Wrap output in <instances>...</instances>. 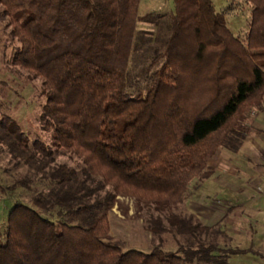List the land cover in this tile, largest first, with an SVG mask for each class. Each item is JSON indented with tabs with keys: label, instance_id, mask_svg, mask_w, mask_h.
I'll return each instance as SVG.
<instances>
[{
	"label": "trees",
	"instance_id": "16d2710c",
	"mask_svg": "<svg viewBox=\"0 0 264 264\" xmlns=\"http://www.w3.org/2000/svg\"><path fill=\"white\" fill-rule=\"evenodd\" d=\"M139 1L0 0L16 41L10 63L40 79L49 132L48 141L30 140L0 116V146L29 169L0 180V192L29 190L37 173L48 186L28 202L15 193L0 264H226L239 252L194 214L178 216L191 180L213 174L209 160L221 149L237 152L251 110H264V0H245L243 38L212 0H177L142 69L146 85L129 93L135 26L146 19ZM60 151L79 158L81 171L54 163ZM119 196L143 211L148 232L178 233V246L145 252L112 242L108 212Z\"/></svg>",
	"mask_w": 264,
	"mask_h": 264
},
{
	"label": "rangeland",
	"instance_id": "374dc122",
	"mask_svg": "<svg viewBox=\"0 0 264 264\" xmlns=\"http://www.w3.org/2000/svg\"><path fill=\"white\" fill-rule=\"evenodd\" d=\"M176 1H139L138 14L146 16V19L139 20L135 26L134 44L129 61L130 86L127 88L129 93L138 88L143 89L146 85L141 75L142 69L146 66V60L152 55L153 50L160 47L167 36L168 18L170 14L175 12ZM212 2L215 10L224 16L226 25L232 33L243 38L248 29L250 4L245 0H212ZM6 23L7 19L0 14V116L5 114L16 121L30 140L39 138L48 141L49 132L44 129L40 117L45 101L41 81L38 77H32L27 71L10 63L9 59L16 41L9 35V27ZM258 135L264 139V134ZM222 151L225 150L221 149L220 152ZM245 152L250 158V164L254 165L255 162H259L254 155ZM54 163H64L78 169L79 172L83 168L79 158L62 151L55 155ZM27 170L29 169L23 164L14 166L13 161L12 163L9 161V154L6 149L0 146V180H3L4 184H8L13 179L24 177L28 173ZM40 175L41 173H37L36 178L29 183V190L18 187L15 193H21L19 197L28 202L32 193L40 189L45 191L48 186L42 185L39 179L41 178ZM239 177V175L230 176L215 173L201 181L197 178L192 179L185 191V200L180 205L178 217L183 218L192 213L202 223L217 230L218 225L207 224L209 222H206V214L203 213L199 216L197 213H193L189 209V204L192 200L201 201L204 205L214 206L218 211L223 212L228 207L227 202L235 200L233 198L234 193H230L227 189L231 185L240 184L241 179ZM3 193L0 192V232L6 225L8 210L15 200L20 199L15 193ZM143 218V211H135L131 198L116 197V202L108 212L110 240L120 243L123 249L134 248L145 252L151 250L158 243L165 250H174L178 246V233L166 231L159 237L144 228ZM162 223L168 224L165 220ZM228 226L229 224H226L227 228ZM232 236L240 238L243 235L239 231L233 232ZM218 242L220 243V241ZM228 258H226V264H259L261 262L259 257L250 254L234 255Z\"/></svg>",
	"mask_w": 264,
	"mask_h": 264
},
{
	"label": "crops",
	"instance_id": "0c3cea01",
	"mask_svg": "<svg viewBox=\"0 0 264 264\" xmlns=\"http://www.w3.org/2000/svg\"><path fill=\"white\" fill-rule=\"evenodd\" d=\"M249 117L250 130L240 149L237 152L222 151L209 160L213 174L240 176L241 183L227 189L234 193L235 200L227 202L228 207L223 212L193 200L189 209L199 216L206 214L207 224L218 225L223 233V237L218 238L220 244L239 251L229 253V257L250 254L259 257V264H264V139L258 135L264 134V110L253 108ZM243 148L259 162L250 164ZM226 224H229L228 228ZM239 231L243 236L234 238L233 232Z\"/></svg>",
	"mask_w": 264,
	"mask_h": 264
}]
</instances>
